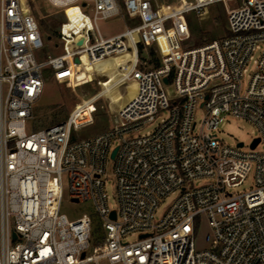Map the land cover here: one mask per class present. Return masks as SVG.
Listing matches in <instances>:
<instances>
[{
	"label": "built area",
	"instance_id": "1",
	"mask_svg": "<svg viewBox=\"0 0 264 264\" xmlns=\"http://www.w3.org/2000/svg\"><path fill=\"white\" fill-rule=\"evenodd\" d=\"M46 1L65 20L62 53L41 61L45 41L30 8L0 0V264H264V49L243 87L264 44V0ZM215 4L228 9L226 34L189 47V15ZM118 17L128 27L105 36L99 21ZM123 54L131 57L116 72L121 84L136 82L134 97L108 130L77 138L94 123L98 99L79 90L100 85L98 75H80L83 57L96 65ZM46 69L68 116L35 129ZM164 112L154 130L137 133ZM229 118L251 123L258 136L249 145L225 143L218 134ZM251 174L252 190L233 191ZM66 198L90 202L94 214L69 218Z\"/></svg>",
	"mask_w": 264,
	"mask_h": 264
},
{
	"label": "rangeland",
	"instance_id": "2",
	"mask_svg": "<svg viewBox=\"0 0 264 264\" xmlns=\"http://www.w3.org/2000/svg\"><path fill=\"white\" fill-rule=\"evenodd\" d=\"M27 12L30 8L32 14L37 20L41 33L45 41L44 49L38 53V58L41 61L47 60L48 57L56 56L62 53L61 46L58 42L57 33L60 25L64 22L65 17L63 10L51 6L46 0H22ZM28 2V5H27ZM163 5H173L178 0H160ZM229 8L232 4H229ZM191 26V38L188 42L189 47H199L209 42L223 37L227 31L228 23V9L221 5L215 4L208 8V11L203 12L200 16L196 13L189 15ZM128 27V23L124 22L121 18H112L108 20H100L99 28L101 32L111 37L124 31ZM261 50H257L254 53L253 60L247 67V74L243 78V87L246 88L249 82V75L254 70L255 60L260 56L261 51L264 49V44H261ZM152 50L145 51V56L149 61V67H155V58L151 57ZM131 56L128 55L121 62L112 58L106 60L97 65H90L84 57V67L79 68L81 76L89 75L93 78L94 75H98L100 79V85L97 82L84 85L79 93L84 98H91L98 96L96 101V112L94 114V123L82 127L78 133L77 138H88L100 134L108 130L112 124V118L114 114L120 108L119 106L126 105L132 100L136 93L137 85L133 82L121 84L119 83V76L116 72L117 64H123L125 60H128ZM44 91L43 95L37 103L34 115H35V129H40L46 126L53 125L59 121L64 120L68 116V109L66 108L62 96L60 93L59 84L56 83L53 72L51 69L44 71ZM205 111L203 108H199L196 111V121L200 123L204 118ZM163 115L157 116L151 124L145 125L137 132L138 134H145L154 130L161 122ZM219 137L227 144L236 145L237 142H244L249 145L253 138L258 136L256 128L244 120L229 118L222 124ZM116 146V144H115ZM264 150V144L261 146ZM65 188V195L67 194L68 181L66 177L63 179ZM254 188L253 174L247 179L244 185L235 188L233 191L236 193H246ZM106 192L109 196V202L115 206V185L112 179L107 181ZM167 203V201L165 202ZM163 203L158 215L164 209ZM62 212L69 218L75 219L83 214H94V208L90 202L72 204L69 199H65L62 206ZM12 225V221H11ZM98 226L95 228V232H98ZM204 230H201L197 234V243L199 246L203 245ZM97 238V237H96ZM96 238L93 240L97 242ZM137 235H127L124 240L127 242L137 241Z\"/></svg>",
	"mask_w": 264,
	"mask_h": 264
},
{
	"label": "water",
	"instance_id": "3",
	"mask_svg": "<svg viewBox=\"0 0 264 264\" xmlns=\"http://www.w3.org/2000/svg\"><path fill=\"white\" fill-rule=\"evenodd\" d=\"M81 43H82V41H80L79 44H81ZM76 61H79V60L77 59ZM165 82H167V80H165ZM258 143H259V140H256V141L254 142V144L252 145V147H255ZM240 145L242 146V144H240ZM116 153H117V148L113 151V153H112V155H111V158H112V159L115 158ZM73 201H74L75 203H78L77 200H73ZM112 217L115 218V212L112 213ZM16 238H17L16 233H13V239H16Z\"/></svg>",
	"mask_w": 264,
	"mask_h": 264
},
{
	"label": "bare ground",
	"instance_id": "4",
	"mask_svg": "<svg viewBox=\"0 0 264 264\" xmlns=\"http://www.w3.org/2000/svg\"><path fill=\"white\" fill-rule=\"evenodd\" d=\"M128 56V54H123V55H121V56H119L118 58H116V59H118L120 62L125 58V57H127ZM85 58H86V60H87V62L90 64V62L88 61V59H87V57L86 56H84ZM84 57H83V59H84ZM106 61V60H105ZM102 62H104V61H101V62H99V63H97V64H100V63H102ZM96 64V65H97ZM91 65V64H90ZM119 83H121V82H119ZM133 83H135L136 84V82H133ZM137 85V84H136ZM136 91H137V89H136ZM125 106V105H124ZM124 106H122V105H120L119 107V109H121V108H123ZM118 109V110H119Z\"/></svg>",
	"mask_w": 264,
	"mask_h": 264
},
{
	"label": "trees",
	"instance_id": "5",
	"mask_svg": "<svg viewBox=\"0 0 264 264\" xmlns=\"http://www.w3.org/2000/svg\"><path fill=\"white\" fill-rule=\"evenodd\" d=\"M151 57H153V58H154V53H153V52L151 53ZM154 63H155V66H157V65H158V62H157V61H154Z\"/></svg>",
	"mask_w": 264,
	"mask_h": 264
}]
</instances>
